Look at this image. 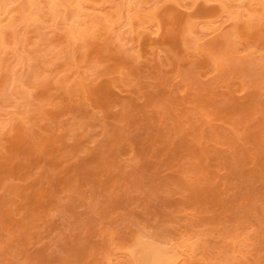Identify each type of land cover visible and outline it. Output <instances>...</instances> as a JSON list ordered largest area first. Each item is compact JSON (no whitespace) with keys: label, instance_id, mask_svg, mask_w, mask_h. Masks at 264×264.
Returning <instances> with one entry per match:
<instances>
[{"label":"rangeland","instance_id":"1","mask_svg":"<svg viewBox=\"0 0 264 264\" xmlns=\"http://www.w3.org/2000/svg\"><path fill=\"white\" fill-rule=\"evenodd\" d=\"M256 1L84 0L4 27L0 264H137V237L264 264Z\"/></svg>","mask_w":264,"mask_h":264},{"label":"bare ground","instance_id":"2","mask_svg":"<svg viewBox=\"0 0 264 264\" xmlns=\"http://www.w3.org/2000/svg\"><path fill=\"white\" fill-rule=\"evenodd\" d=\"M83 1H81V0H65V2H63L61 0L60 1H58V0H46L45 4L39 6V2H36V0H26L25 11L28 13L20 15V17H18V19H17V17L14 18V15H12L11 17H8V14L11 12L12 9L9 8V6H8L9 4H7L8 2L5 3L6 1H4V3H2V1H0V48L2 49V52L7 51L8 49H13L16 52V49H15L16 41L18 43L20 41V39L17 38L16 36H3L2 33H3L4 27H6V26L7 27H13L14 25H17L16 24L17 21L19 23L22 20H24V21H26V20L35 21L37 19L36 17L40 14L43 15L44 11L49 13V15L51 17H55L54 15L58 14L57 12H59L58 11L59 9L61 10L62 5H65L68 7L69 6L73 7L74 17L72 15V18L77 19L78 17L83 15L82 11L80 9L81 8L80 5ZM45 5H47V8L44 9L43 6H45ZM261 6H263V4ZM224 11H226V10L224 9ZM22 12H23V10H22ZM251 12H253V11H251ZM20 13H21V11H20ZM233 14L234 15H232V19H233V17H236L234 12H233ZM5 19H8L6 25L2 24V22ZM234 20H235V18H234ZM20 59H22V57H20L17 54L15 56H13V60H15V65L21 64V62L19 61ZM22 64H24V63H22ZM142 238H144V237H142ZM148 239H150V238H148ZM150 240H152V239H150ZM150 240H147V238L141 239V238L137 237V240H136L137 242L135 241V245L137 248V254H136L137 264H177L176 261H177L178 257L175 254L177 251H175V253H174V251L169 250L170 249L169 247L166 248L165 245H164L165 246L164 247V246H162V244L160 245V243H159V245L155 244L158 242L154 243L153 240H152L153 242ZM175 250H177V249H175ZM177 254H178V252H177ZM179 254H180V252H179Z\"/></svg>","mask_w":264,"mask_h":264}]
</instances>
